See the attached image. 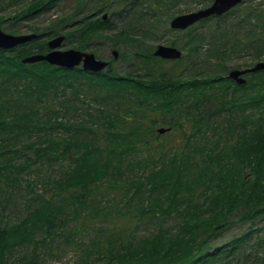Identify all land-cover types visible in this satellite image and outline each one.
<instances>
[{
  "label": "trees",
  "instance_id": "16d2710c",
  "mask_svg": "<svg viewBox=\"0 0 264 264\" xmlns=\"http://www.w3.org/2000/svg\"><path fill=\"white\" fill-rule=\"evenodd\" d=\"M64 1L31 0L19 15L28 20ZM119 1L92 0L81 12L87 3L75 0L63 26L0 49V193L8 203L15 187L26 188L37 201L26 218L0 226V264H39L41 249L61 254L65 245L78 248L80 264H216L250 242L262 247L259 228L215 242L230 225L253 228L264 217L263 85H238L226 65L229 54L264 53V13L247 11L240 35L231 23L200 35L191 27L184 43H170L186 52L180 59L136 46L126 75L22 62L47 53L45 38L60 30L86 51L115 19L124 23L115 43L138 44L134 32L168 0L147 12L148 0ZM160 63L176 70L168 75ZM82 227L99 236L78 243Z\"/></svg>",
  "mask_w": 264,
  "mask_h": 264
},
{
  "label": "rangeland",
  "instance_id": "374dc122",
  "mask_svg": "<svg viewBox=\"0 0 264 264\" xmlns=\"http://www.w3.org/2000/svg\"><path fill=\"white\" fill-rule=\"evenodd\" d=\"M30 1L31 0H22L17 3H14L13 5H10V2L4 1V3H2V1L0 0V27L4 32L16 36L36 35L35 38H38L39 34L43 32H49L55 24H58V26L60 27L63 26L61 24L59 25V22H62L65 18L69 19L70 17L67 16L76 14L78 9L75 0H65L64 2H61L58 5L51 6L46 13H40L38 15H35L33 18L26 20L23 19L19 14L22 13L21 11ZM76 1H85L84 3H87L84 7H81V9L78 10L81 12H85L86 10H88L92 3V0ZM153 1L155 0L144 1L141 12H147L149 10V6L153 4ZM113 2L120 3L119 0H113ZM213 2L214 0L166 1L163 5H159L161 8L160 11L156 10V12L154 14H151L150 17L146 16L148 18V21L143 22L142 26H140V28L136 30V32H134V34H136L134 36L141 40L138 44H132V42L130 41L128 42V44L125 45L122 43H120V45L115 43L114 36L122 27H124V23H122V21L115 19L113 28L110 29V31L99 32V37L96 36L91 40V46L85 52L94 53L99 59L109 62V66L100 73H106L108 70H112L111 72L114 74L126 75L128 72L131 71V69L135 68L130 67L134 63H131V60H129L128 58H130V54H133V51L136 50V46H140L142 49L150 47V49L154 53L158 45L171 46L170 43L173 40L184 43L185 37L183 32L188 31L191 27L197 24L198 27L195 31L198 32L199 35L200 32H209V29L210 27H212L213 23L216 24V26L219 25L221 27H223L226 23H231L233 25L232 27H230L232 29V32H238L237 34L240 35V33L247 32L249 29V27L242 28L238 26L240 19H245V16L248 14L249 11L253 12L254 14H259L261 12L264 13V0H254L252 2L248 0H243L231 11L221 16L209 17L207 19H204L208 20L212 18L209 22H202L204 20H201L185 30H174L171 28V21L176 16L205 9L211 6ZM252 22L253 24L258 25V21L255 18H252ZM258 29L259 28L257 27V32ZM145 31H149L150 36L148 37V39L141 37L142 33ZM59 32L60 35H63V32L65 31L60 30ZM53 38H55V36H50L45 39L47 41H50ZM76 47L77 46L75 43H73V41L65 39V42L60 47V50L66 51L70 49H77ZM114 51L118 52V58H115L113 54ZM254 51L257 52V50ZM183 54L186 55V52H182V56ZM226 60V65L230 67L228 72L229 74L233 70H243L247 67L252 68L257 63L264 62V53L261 54L258 59L256 58L254 52H252V54H250V52L229 54ZM160 65L164 70L167 71L168 75H170V73H174V71L176 70V65L172 63H160ZM181 72L184 76H188L190 73L183 68L181 69ZM244 77L247 80L246 84L253 85L254 82L255 84L262 83L261 85H263L264 90V74L261 75V73H259L254 78L246 74ZM160 128L164 127H157V129ZM163 135L164 134H162L161 136L162 141L164 142L161 143H166V136ZM10 142L11 141L7 139V144H10ZM21 185L24 187V183H21ZM36 189L38 192H42L41 183H38V187ZM11 195L12 196L9 197V201L7 198L8 203H6V199L4 198L6 196L0 193V205L5 206L7 208L4 212H2V210L0 209V226L5 225V221H11L12 224L20 222V220L27 217L26 215L29 212V209L36 206L35 202L37 201H33V198L31 199L30 191L26 188L15 187L14 191H11ZM27 207H29V209H27ZM257 228L261 230V233L259 234L264 236V217L263 219H260L258 222H256V226L253 228H251L250 222L236 223L230 225L227 229L223 231L222 236L216 240L215 244L216 246L228 244L234 239L239 238L242 235L248 233L251 229L255 230ZM82 230H84V232L81 233L80 236L75 239L78 243L82 245L89 244L91 240L99 236L98 232L96 231L83 229V227ZM255 243L256 242H250L246 244V252H244V250H241L233 255H230L228 258H222L216 264H264V242L262 244V247L260 248H258L257 246L254 247ZM41 250L43 251V253H46L43 254V257L40 260L41 263L39 264H80L81 262L80 256L78 255V248L73 246L68 247L65 245L61 254H58L53 249L50 250L48 247H46V249L43 248Z\"/></svg>",
  "mask_w": 264,
  "mask_h": 264
},
{
  "label": "water",
  "instance_id": "95a60500",
  "mask_svg": "<svg viewBox=\"0 0 264 264\" xmlns=\"http://www.w3.org/2000/svg\"><path fill=\"white\" fill-rule=\"evenodd\" d=\"M243 0H214L211 6L183 15L176 16L171 21V28L174 30H185L188 27L198 23L201 20L209 17L221 16ZM108 15H104L107 19ZM36 35H11L4 32L0 27V49L10 50L22 44L33 40ZM64 35L57 36L48 42L49 51L45 54L30 55L22 60L24 64H34L38 62H47L52 66H57L69 70L77 67H82L84 71L90 73H100L109 66L108 61L99 59L94 53L81 51L78 49L60 50V47L65 42ZM115 58H118V52H113ZM154 55L164 60H176L182 57V51L174 46L158 45ZM264 70V62L257 63L252 68L243 70H233L229 73V78L233 79L238 85L247 83L246 74L255 73ZM167 131L165 128H160L159 133L164 134Z\"/></svg>",
  "mask_w": 264,
  "mask_h": 264
}]
</instances>
